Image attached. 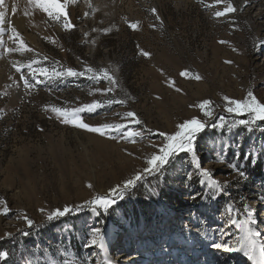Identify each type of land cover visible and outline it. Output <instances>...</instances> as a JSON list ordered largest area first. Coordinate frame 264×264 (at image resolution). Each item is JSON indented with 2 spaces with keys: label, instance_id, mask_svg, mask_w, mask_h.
<instances>
[{
  "label": "rangeland",
  "instance_id": "1",
  "mask_svg": "<svg viewBox=\"0 0 264 264\" xmlns=\"http://www.w3.org/2000/svg\"><path fill=\"white\" fill-rule=\"evenodd\" d=\"M227 2L237 11L217 18L215 11L225 4L215 0H75L67 7L75 27L65 30L45 15L43 28L29 27L27 36H21L33 50L23 54L4 51L17 44L7 37L10 29L3 28L7 42L0 48V200L10 210L0 214V251L9 253L0 264H253L243 253L219 251L209 243L213 230L223 228L230 233L224 236L228 244L239 246L244 231L232 225L229 216L242 221L247 203L257 214L252 227L261 233L252 238L264 244V201L259 199L264 193V121L252 131L246 126L230 130L226 124L224 129L209 126L198 135L202 168L221 184L229 182L216 199L190 198V192H204L207 184L200 185L191 154L180 153L163 174L145 175L107 212L97 215L85 207L48 221L40 211L80 205L143 169L145 157L158 151L152 145L163 143L161 131L171 134L182 121L202 117L189 105L204 99L219 105L212 121L216 123L220 116L228 122L250 118L224 112V96L244 100L252 91L264 103V0ZM125 21L139 22L137 29ZM141 48L150 56L140 55ZM32 59L41 61L36 68L108 69L117 83L90 79L91 74L52 80L38 76L43 83L29 92L13 64ZM184 70L202 78L181 77ZM22 71L30 79L29 70ZM170 80L175 87L169 86ZM108 87L112 93L96 91ZM113 97L126 104L108 105ZM94 99L104 107L82 113L84 122L120 123L127 125L123 131L142 136L132 143L121 139V132H112L116 138L111 139L64 124L46 110L52 105L75 108ZM127 111L136 113L141 123L125 118ZM229 163L242 167L247 179L238 177ZM254 166L260 177L251 173ZM188 172L193 173L191 182L186 180ZM229 206L235 209L230 214ZM122 207L127 211L119 212ZM96 227L103 238L97 236L95 246L85 247Z\"/></svg>",
  "mask_w": 264,
  "mask_h": 264
},
{
  "label": "snow or ice",
  "instance_id": "2",
  "mask_svg": "<svg viewBox=\"0 0 264 264\" xmlns=\"http://www.w3.org/2000/svg\"><path fill=\"white\" fill-rule=\"evenodd\" d=\"M216 4L224 3L225 7L222 11H215V17H224L229 13H234L237 9L227 0H215ZM27 3L33 6V9L44 13L47 17H49L52 21L61 22L62 26L65 30H72L75 25L71 22V18L68 14L67 7L70 3H75V0H27ZM0 26L5 24L6 14L10 10L12 13L17 12V6L15 3L11 6L10 9L5 8V0H0ZM150 11L155 15L157 20H160L159 15H156L157 9L152 8ZM24 15H30V12L26 8L24 11ZM87 16L88 14L85 13ZM63 18V20H62ZM128 26L136 30L139 22H128ZM162 23V21H161ZM11 34L8 36V39L12 40L13 43L17 44L15 48H5L4 51L6 53L19 52L21 54L25 52H32L33 50L24 42L20 33L17 29L8 25ZM0 31H4L2 27H0ZM96 31V29H93ZM105 33H107V29H103ZM87 35V33H85ZM55 41H53L54 43ZM95 43V41H92ZM223 43V41H221ZM261 45H264V41L261 42ZM261 45H257L259 48ZM139 47V46H138ZM140 55L144 57H149L150 53L140 49ZM47 60V57H44ZM231 63V61H227ZM41 61L38 59H32L27 64H13L16 72L21 73L19 79L23 81V87L25 90L29 92L37 86L38 83H43V81L38 79V76L44 77L46 80L52 79H61L64 77H81L88 74L90 79L94 80H106L112 86H115L117 81L113 74L108 69H95L92 66H85L83 70H77L71 67L64 68L61 66L59 69L56 68H48V67H33L34 65L40 64ZM27 68L30 73V79L26 78L23 74L22 69ZM181 77L185 78H193L196 80H200L198 74H193L188 70L181 71L179 73ZM170 87H175V81H168ZM19 87V84H17ZM113 87H108L104 89H96V91L106 95L107 93L113 92ZM177 92L181 91L180 88L175 89ZM226 103L223 105V111L228 114H236L239 116L247 115L248 119H239L233 120L231 122L226 121L224 116H220L216 123L212 121L216 119L215 108L220 107L219 105L213 106V102L204 99L199 104L189 105L190 107H196L202 113V117L193 116L189 119H186L177 125V130L171 134L165 133L161 131L159 135L164 138L163 143L159 146L152 145L153 148L158 147V151H154L151 154L145 157L146 166L137 171L134 175L125 179L122 183L117 184L111 187L107 193L104 194H96L90 200L84 201L80 205L76 206H64L63 208H55L52 210H46L41 208L40 211L42 213H46V217L48 221H52L54 219L64 217L70 213H78L83 208H91L93 212L97 215L103 212H107L109 208L117 203L119 200H123L125 195L128 193L130 189H134L138 182H140L145 175H160L163 174L165 166L168 165L171 161V158L179 155L180 153H190L191 154V165L195 168L199 176L201 177L199 183L201 186L207 184V189H211L212 191L209 193L207 189L204 192L201 191H192L190 192V198L195 200L198 197L201 200H206L211 196L213 199L222 195L226 189L228 181H225L223 184L221 182L212 179L213 173L201 166V159L197 154L196 150V141L198 135L204 131L207 127H212L213 129H224L227 124L228 128L235 129L237 126H246L249 131L253 130V126H257V122L264 121V103H261L257 97L253 94L252 91L247 92V97L244 100H236L231 99L228 96L223 97ZM108 105L111 104H126V100L124 99H115V97L107 100ZM104 107V104L100 100H93L90 103L82 104L79 107L68 108V107H56L46 106V110L50 108L51 112L55 113L58 117L61 118V122L64 124H71L74 127L82 128L89 132L97 133L100 136H109L111 139H115V136H111L112 132H121V139H128L129 142L135 143L134 137L142 136L141 132L136 131H123L127 125L116 123V124H102L99 126H92L88 123L84 122L81 114L84 112L95 113L98 109ZM125 118H131L136 124H140L141 121L136 117V113L133 111H127L123 114ZM261 131H264V127H260ZM151 131V130H149ZM131 155V153H129ZM238 153L236 157L238 158ZM223 159V158H222ZM245 159H249L248 154L245 155ZM253 163L255 160L252 161ZM232 171L240 178L247 179V173L242 168L237 166L236 164L229 163L227 165ZM206 178V179H205ZM186 180L191 182L193 180V173L188 172L186 175ZM190 187V183L187 185ZM89 189H92L94 186L89 183L87 185ZM259 199L264 201V193H261ZM0 205H4L2 209H0V214H7L10 209L6 206V202L0 200ZM235 211L231 206L228 207L229 214ZM243 213L244 219L242 221L232 218L229 216L230 222L232 225H235L237 228H241L244 231V236L238 239L237 243L239 246H230L226 239H224L225 235H230V233H226L223 228L213 230V235L210 238L209 247L223 251V252H237L243 253V255L249 260L253 261V264H264V244L258 245L255 240L252 238L253 236H260L261 233L257 230H254L252 226L257 224V214L254 208H252L247 203L243 204ZM23 219L27 223L28 227L31 228L34 226V222L29 219L27 216H24ZM29 233L27 231L23 232V235L27 236ZM9 235V234H6ZM99 236L101 239L103 238L102 229L99 227L91 229V236L88 239V242L85 244V247L95 246L97 244L96 237ZM259 254L260 260L257 261L256 255ZM9 253L6 250L0 251V260L6 259ZM110 264V262H109Z\"/></svg>",
  "mask_w": 264,
  "mask_h": 264
},
{
  "label": "bare ground",
  "instance_id": "3",
  "mask_svg": "<svg viewBox=\"0 0 264 264\" xmlns=\"http://www.w3.org/2000/svg\"><path fill=\"white\" fill-rule=\"evenodd\" d=\"M110 1V0H109ZM13 3L17 6V12L12 13L10 10L6 14L5 24L0 26L2 28H8V25L14 26L20 35H25L29 27L43 28V22L45 20V14L33 9V6L27 3V0H5V8L10 9ZM28 9L30 15L25 16L24 11ZM2 10V9H0ZM9 30V29H8ZM6 31H0V48L4 42H7V37H5ZM11 33V32H10ZM9 34V33H8ZM10 35V34H9ZM27 36V34L25 35ZM264 231V230H263ZM124 254H122L123 256ZM121 257V256H119ZM110 258V257H109ZM160 261V260H158Z\"/></svg>",
  "mask_w": 264,
  "mask_h": 264
},
{
  "label": "trees",
  "instance_id": "4",
  "mask_svg": "<svg viewBox=\"0 0 264 264\" xmlns=\"http://www.w3.org/2000/svg\"><path fill=\"white\" fill-rule=\"evenodd\" d=\"M181 168H182V166H181ZM250 170H252V174L253 175H257V177H260V174L258 173L260 170L258 169V167L257 166H254L252 169H250ZM166 194V193H165ZM164 194V197H167L166 195ZM233 195L235 196V199H238V195H237V193H235V192H233ZM233 196V197H234ZM175 202L177 203V205L181 208V209H183V208H185V206H186V204L185 203H183L181 200H175ZM145 205V204H144ZM146 206H149L148 204H146ZM125 211H127L126 209H124L123 207L122 208H120L119 209V212H125Z\"/></svg>",
  "mask_w": 264,
  "mask_h": 264
}]
</instances>
